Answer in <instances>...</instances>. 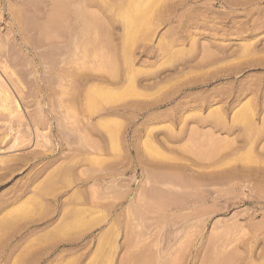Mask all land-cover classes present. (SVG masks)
Segmentation results:
<instances>
[{
    "label": "rangeland",
    "instance_id": "1",
    "mask_svg": "<svg viewBox=\"0 0 264 264\" xmlns=\"http://www.w3.org/2000/svg\"><path fill=\"white\" fill-rule=\"evenodd\" d=\"M0 79L24 116L0 107V173L63 144L5 211L37 216L40 185L64 201L0 264H264V0H0ZM31 162L0 199L23 193Z\"/></svg>",
    "mask_w": 264,
    "mask_h": 264
},
{
    "label": "bare ground",
    "instance_id": "2",
    "mask_svg": "<svg viewBox=\"0 0 264 264\" xmlns=\"http://www.w3.org/2000/svg\"><path fill=\"white\" fill-rule=\"evenodd\" d=\"M150 4V3H149ZM148 5V4H147ZM151 5V4H150ZM150 5H148L149 7H150ZM148 6H147V9H148ZM152 7V6H151ZM145 9H146V7H145ZM148 12V11H147ZM147 12H145L146 13V15L145 16H148L147 15ZM85 13V12H84ZM83 13V14H84ZM139 13H141V12H139ZM90 14V13H89ZM142 14V13H141ZM85 15H86V13H85ZM84 15V16H85ZM91 15V14H90ZM90 15H88V16H90ZM95 16V15H94ZM145 16H144V14H143V16L141 15V16H137L138 17V19H136L135 18V20L136 21H134V22H139V21H137V20H139V18H141L140 20L141 21H143V20H145ZM92 17V16H91ZM90 17V18H91ZM96 17V16H95ZM88 18V17H87ZM96 21V20H95ZM136 24V23H135ZM135 24H126L127 25V27H128V25L129 26H132L133 25V27L135 26V28L137 27ZM137 25H139V23L137 24ZM96 26H97V24H96ZM82 27H85V26H83V24H82ZM80 28V27H79ZM131 28V27H130ZM82 29H84V28H82ZM81 29V30H82ZM88 29H90V28H88ZM94 29V28H93ZM92 28L90 29L91 31L93 30ZM129 29V28H128ZM133 29V28H132ZM72 30V29H71ZM75 30V29H74ZM80 30V31H81ZM85 30V29H84ZM70 31V30H69ZM79 31V33H80V35H81V32ZM83 31V30H82ZM88 31V30H87ZM127 31V30H126ZM131 31V29H129V32ZM72 33H73V30L71 31ZM76 32V31H75ZM83 32H85V31H83ZM89 32V31H88ZM86 33V32H85ZM95 33V32H94ZM134 33V32H133ZM68 34V33H67ZM75 34V33H74ZM87 34V33H86ZM91 34V33H90ZM69 35H70V33H69ZM85 35V34H84ZM87 35H89V34H87ZM131 35H134V34H131ZM64 36V35H63ZM62 36V37H63ZM66 36V35H65ZM64 36V37H65ZM96 36H97V34H96ZM63 37V38H64ZM71 37H72V35H71ZM75 37V36H74ZM82 37V36H81ZM90 37H91V35H90ZM79 38V37H78ZM84 38H87L86 37V35H85V37ZM132 38V37H131ZM93 38H91V40H92ZM98 39V38H97ZM67 40V39H66ZM71 40V39H70ZM69 40V41H70ZM73 40H75V39H73ZM77 40V39H76ZM89 40V39H88ZM132 40H133V38H132ZM85 41V40H84ZM131 41V40H130ZM72 42H74V41H72ZM94 42H96V41H94ZM59 43H60V41H59ZM89 43H90V41H89ZM55 44V43H54ZM72 44V43H71ZM76 44V43H75ZM94 44V43H93ZM92 43L90 44V45H93ZM96 44H97V42H96ZM95 44V45H96ZM60 45V44H59ZM59 45H58V47H59ZM67 47V46H66ZM73 47V46H72ZM60 48H62V47H60ZM59 48V49H60ZM91 48V47H90ZM93 48V47H92ZM64 49V48H63ZM69 49V48H68ZM93 49H95V47L93 48ZM87 50V49H86ZM90 50H92V49H90ZM66 51V50H65ZM62 52H64L63 50H62ZM60 53V52H59ZM89 53V52H88ZM66 54V53H65ZM64 55V54H63ZM71 55V54H70ZM80 55V54H79ZM94 55V54H93ZM78 57H80V56H78ZM73 58V57H72ZM96 54H95V60H96ZM91 60V59H90ZM110 60H112V58H110ZM74 61H75V59H74ZM77 61V60H76ZM75 61V62H76ZM83 61H84V59H83ZM82 61V62H83ZM97 62V61H96ZM95 61H94V63H96ZM110 62V61H109ZM89 63V62H88ZM77 64V63H76ZM111 64V63H110ZM81 65V64H80ZM83 65V64H82ZM90 65H92V64H90ZM79 66V65H78ZM87 66V65H86ZM93 66V65H92ZM59 67V66H58ZM93 67H95V64H94V66ZM5 68V67H4ZM7 68V67H6ZM87 68H88V66H87ZM71 69H72V67H71ZM70 69V70H71ZM78 68L76 67V70H77ZM94 68H92L91 70L94 72H92L89 68H88V70L86 69V70H84V71H88L86 74L85 73H83L82 71V73H80L79 74V76L77 77L78 78V80H81V81H79V82H81V83H86L85 85H87V82L89 83L90 81L89 80H91V83H92V79L95 77V70H93ZM98 69V68H97ZM4 70V69H3ZM7 70V69H6ZM78 70H80V69H78ZM90 70V71H89ZM110 71H112V68H111V70ZM3 73H4V71H2ZM50 72V71H49ZM70 72V71H69ZM92 72V73H91ZM109 72V71H108ZM6 73H7V71H6ZM78 72H76L75 71V73L74 74H76L75 75V77L78 75L77 74ZM97 73V72H96ZM113 73V72H112ZM8 74V73H7ZM73 75V74H72ZM98 75V74H97ZM11 76V75H10ZM46 76V75H45ZM99 77V76H98ZM108 77V76H107ZM1 78H2V76H1ZM48 77L46 76V79H47ZM50 78V77H49ZM60 78V77H59ZM109 78V77H108ZM74 79V78H73ZM97 79V78H96ZM5 80V79H4ZM17 80H19V79H17ZM48 80V79H47ZM108 80V79H107ZM1 81H3L2 79H0V107L1 108H3L5 111H7L8 112V117L10 118V122L12 121V119L11 118H13V117H15V118H17V121L16 122H22L23 123V121H24V116L21 114V110H20V103H19V99H16L14 96H13V94H12V90L11 89H9L5 84H6V82H5V84H3ZM20 81V80H19ZM43 81V80H42ZM50 81V80H49ZM49 81H47V82H49ZM70 81V80H69ZM95 81V80H94ZM44 82V81H43ZM46 82V81H45ZM76 82V81H75ZM20 83V82H19ZM7 84H9L8 82H7ZM67 84V83H66ZM72 84V83H71ZM74 84V83H73ZM76 84H78L79 85V83H76ZM80 85H83V84H80ZM79 85V86H80ZM90 85V84H89ZM97 85V84H96ZM9 87H12V86H10V85H8ZM76 85L74 84V87H75ZM79 86L77 87V88H79ZM92 86L94 87H91V88H89L88 90L89 91H91V94L89 93V91L87 92L88 93V95L89 96H92V97H89V98H91L92 100H95L96 99V97L94 96V94L95 95H97L96 94V89H95V84L94 83H92ZM68 87L70 88L71 87V85L69 86L68 85ZM72 87H73V85H72ZM73 87V89H75ZM81 87V86H80ZM104 87H106V86H104ZM104 87H102L103 88V90H105L104 89ZM14 88V87H13ZM47 88V87H46ZM82 88V87H81ZM83 88H84V86H83ZM101 88V87H100ZM108 88V87H107ZM72 89V88H71ZM80 89V88H79ZM85 89V88H84ZM83 89V90H84ZM98 89H99V87H98ZM11 90V91H10ZM48 90V89H47ZM77 91H79L78 89H76ZM76 90H74V93L73 94H75V92H76ZM103 90H101V91H103ZM26 91V90H25ZM64 91V90H63ZM70 91V90H69ZM99 91V93H101V91L100 90H98ZM107 91V90H106ZM18 92V91H17ZM73 92V91H72ZM80 92H82V91H79V93ZM84 92H85V90H84ZM18 93H20V92H18ZM17 93V94H18ZM21 93H23V92H21ZM27 93V92H26ZM70 93H71V91H70ZM86 93V92H85ZM93 93V94H92ZM110 93H111V91H110ZM69 94V93H68ZM73 94H71L70 96H72ZM76 94H77V92H76ZM81 94V93H80ZM103 94V93H102ZM107 94V93H106ZM19 95V94H18ZM23 95H25L24 93H23ZM22 95V96H23ZM78 95V94H77ZM75 95L76 97H79L80 95ZM100 95V94H99ZM105 95V92H104V94H103V96ZM109 95V94H108ZM93 96L95 97V99L93 98ZM109 96H113V93H112V95H109ZM18 98V97H17ZM99 98V97H98ZM98 98H97V102H98ZM110 98V97H109ZM112 98V97H111ZM71 99H73V98H71ZM91 99H90V101H91ZM100 99V98H99ZM79 100V99H78ZM86 100H87V97H86ZM105 100V99H104ZM108 100V99H107ZM109 100H111V99H109ZM89 101V102H90ZM71 102H73V100H71ZM75 103V102H74ZM93 103V102H92ZM91 103V104H92ZM94 103H95V101H94ZM28 104V103H27ZM84 104V103H83ZM85 104H86V102H85ZM46 105V104H45ZM81 105H82V103H81ZM94 105H96L97 107H98V104H94ZM92 106H93V104H92ZM86 107V106H85ZM94 107V106H93ZM2 109V110H3ZM81 109H82V107H81ZM96 109V108H95ZM42 110V109H41ZM87 110V109H86ZM89 110V109H88ZM91 111H92V109H91ZM90 110H89V113L91 112ZM27 112V111H26ZM87 112V111H86ZM45 113V112H44ZM93 113V112H92ZM92 113H90V114H92ZM3 114V113H2ZM29 114V113H28ZM5 115V114H4ZM30 116V115H29ZM5 118H6V115L4 116ZM8 117L6 118V119H8ZM37 117V116H36ZM34 117V116H32V117H30L29 118V121L27 120V127H30L31 129H33V132H34V130L38 133L39 131H41L42 129H40L41 128V126L43 125V128L45 129V126L44 125H46V124H44L45 123V118L44 119H38V118H40V116L39 117ZM48 118V117H47ZM14 119V118H13ZM47 120V119H46ZM15 122V123H16ZM26 123V122H25ZM20 124V123H19ZM24 124V123H23ZM50 124V123H49ZM12 125V124H11ZM14 125V124H13ZM22 125V124H21ZM25 125V126H26ZM50 126V125H49ZM109 126V125H108ZM112 126V125H111ZM110 128V127H109ZM20 129V128H19ZM29 129V128H28ZM43 129V130H44ZM91 129H93L92 127H91ZM90 129V130H91ZM62 130V129H61ZM19 131V130H18ZM26 131L28 132L29 130H27L26 129ZM94 131V130H93ZM36 132H34V133H36ZM42 132V131H41ZM63 132H65V131H63ZM29 133V132H28ZM36 133V134H37ZM66 133V132H65ZM39 134V133H38ZM41 134V133H40ZM50 134V133H49ZM63 134V133H62ZM110 134V133H109ZM43 135H44V133H43ZM52 135V134H51ZM29 136V135H28ZM34 136H35V134H34ZM40 136V135H39ZM46 135H44V138H46L45 137ZM48 136V135H47ZM38 137V136H37ZM43 137V136H42ZM63 137V136H62ZM56 138V137H55ZM67 138V137H66ZM110 138V137H109ZM64 140V139H63ZM23 141V140H22ZM50 141H51V139H50ZM65 141H66V139H65ZM48 142V141H47ZM64 142V141H63ZM13 143H14V141H13ZM19 143V142H18ZM57 143V142H56ZM55 143V144H56ZM59 143V142H58ZM14 146H15V143L13 144V148H14ZM62 146H63V144H62ZM59 147V146H57V147H59V148H56L55 150H54V153H47V152H37V151H35V152H33V153H31V154H28V155H26V156H22V157H16V159H13V160H11V161H13V163H7L6 164V166H4V172L3 173H0V181L2 180V179H5L6 177H8L9 175H11V173L12 172H14L15 170H17V169H19L20 167L22 168L24 165H26L27 163H30L31 161V165H33L34 166V168L35 167H37L35 170H34V172H33V175H30V177H29V181L27 182H25V184H21L22 186H23V188H21L22 186L20 185H18L21 189H22V191H23V193H18L17 194V192L16 193H14V194H11V196L10 197H8V198H6L5 196V198L3 197V199H0V245L3 243V245H4V243H6V245L4 246V247H8V253L10 254V255H12L15 251H17V249H18V247H21V244H22V242H24V241H27L28 240V238L30 237V235L34 232V230H35V228H33L32 229V227L34 226V225H36V223L37 222H40V220H42L43 218H44V216L47 214L46 212V210L44 209L45 208V206H46V204L47 203H49V202H52L55 206H56V209H57V212L59 213L60 212V209L62 208V207H64V201H60V199H57V200H50L49 198H47L46 197V194H45V191H44V188H42L43 186H39V187H36L35 189H33L34 191H35V194H36V197H34V198H32V203H30V204H34L35 206L36 205H38L37 207H40V212H39V214L37 215V216H31V217H27L26 218V220H23L24 219V217H21V211H23V210H25L26 209V207L28 208V206H27V202H26V205H24V206H22V208H20V209H18V210H13V211H5L6 209H7V207L9 206V205H11L12 203H14L16 200H18L20 197H22L23 196V194H25L28 190H30V189H32L31 188V185H32V183L36 180V179H38L42 174H43V172L46 170L47 171V168L50 166V165H52L55 161H60V159H58V158H60V157H62L63 156V147ZM12 147V146H11ZM16 147V146H15ZM47 151H49V149L47 150ZM22 160H24L22 163H20V161H22ZM65 160V159H64ZM1 161V160H0ZM69 161H71V160H69ZM76 161V160H75ZM2 162V161H1ZM38 162V163H37ZM63 162V161H62ZM78 163V162H77ZM20 164H23V165H20ZM55 164V163H54ZM58 164V163H57ZM38 165H40V166H38ZM56 166V165H55ZM67 166H69V164L67 165ZM1 168V167H0ZM3 169V168H2ZM45 171V172H46ZM60 171L61 170H59V168L58 169H56L55 171H53L50 175H48L47 176V178L46 179H44L43 181H59L61 178H59V177H61L60 175H61V173H60ZM48 172V171H47ZM35 173V174H34ZM48 174V173H47ZM46 175V174H45ZM42 178V177H41ZM24 183V182H23ZM17 186V185H16ZM14 188L16 189V187L14 186ZM18 188V187H17ZM19 188V189H20ZM34 188V187H33ZM46 188V187H45ZM80 188V187H79ZM14 189V190H15ZM10 190H11V188H10ZM10 190H9V193H11L10 192ZM59 190V189H58ZM5 193V192H4ZM12 193H13V188H12ZM28 193V192H27ZM8 194V192H6V195ZM76 194V193H75ZM67 197V196H66ZM65 198V197H64ZM76 199V198H75ZM87 199V198H86ZM76 200H80V198L78 199H76ZM29 202H31V199H30V201ZM68 202V201H67ZM9 209V208H8ZM37 209V208H36ZM35 209V210H36ZM43 209V210H42ZM30 210V209H29ZM51 210V209H50ZM62 210H63V208H62ZM20 211V212H19ZM34 211V210H33ZM32 211V212H33ZM39 211V210H38ZM82 211V210H81ZM31 212V213H32ZM67 212V211H66ZM24 214V213H23ZM32 215H35V214H33L32 213ZM26 217V216H25ZM46 217V216H45ZM60 217V216H59ZM61 218V217H60ZM59 218V220H60V222H59V226H61V227H63V226H65V221H64V217H62V219H60ZM45 219V218H44ZM50 227V226H49ZM49 227H48V229H49ZM7 228H9V230L10 231H8V232H5L6 230H8ZM23 228H27V230H26V232H24L25 234H20V235H18V232H20L19 230L21 229H23ZM60 229V228H59ZM24 230V229H23ZM22 230V231H23ZM62 230V229H61ZM5 232V233H4ZM41 234V233H40ZM39 234V235H40ZM43 234V233H42ZM56 237H57V235L56 234H54ZM51 236V235H50ZM53 236V235H52ZM35 237V236H34ZM37 237V236H36ZM44 237V236H43ZM46 237V236H45ZM58 237H60V236H58ZM41 237H39V239H40ZM20 240V242H19V240ZM31 240H33L32 238H31ZM30 240V241H31ZM41 240H44V239H41ZM18 241V242H17ZM37 241V240H36ZM16 242V243H15ZM38 242V241H37ZM21 243V244H20ZM34 243L35 242H32V244H29L30 246L29 247H31V246H36V245H34ZM8 244V245H7ZM20 244V246H18ZM2 245V246H3ZM23 245V244H22ZM2 246H0V248H2ZM23 248V247H22ZM32 248V247H31ZM20 249V248H19ZM24 249V248H23ZM29 249V248H28ZM27 249V250H28ZM30 250V249H29ZM31 251V250H30ZM6 252V248H5V251L3 250V251H0V258L3 256V255H5V256H7V253ZM24 252H22V254H23ZM18 254V253H17ZM16 254V255H17ZM14 255V254H13ZM30 255H32L30 252H28L27 253V251H26V253H25V257H23V258H26L27 256H30ZM131 255V254H130ZM129 255V256H130ZM4 256V257H5ZM128 256V257H129ZM8 257H11V256H8ZM7 257V258H8ZM16 258V257H15ZM14 258V259H15ZM128 258H126L125 260H127ZM149 260V259H148ZM1 261V260H0ZM126 262V261H125ZM125 262H123V264L125 263ZM6 263V262H5ZM11 263V262H10ZM13 263V262H12ZM11 263V264H12ZM138 263V262H137Z\"/></svg>",
    "mask_w": 264,
    "mask_h": 264
}]
</instances>
